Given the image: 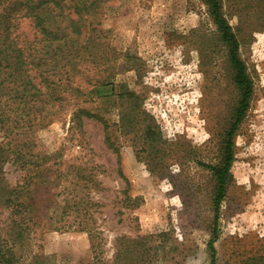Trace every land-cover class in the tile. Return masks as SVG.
Wrapping results in <instances>:
<instances>
[{
  "label": "rangeland",
  "instance_id": "374dc122",
  "mask_svg": "<svg viewBox=\"0 0 264 264\" xmlns=\"http://www.w3.org/2000/svg\"><path fill=\"white\" fill-rule=\"evenodd\" d=\"M219 2L238 36L253 94L233 138L217 264H253L264 257V0ZM99 18L118 95L103 104L102 116L119 155L106 145L103 123L86 119L84 134L73 136L69 117L39 131L40 149H62L68 158L100 166L95 218L108 258L117 239L147 237L161 245L160 264H210L216 182L205 166L220 162L240 100L228 49L205 0H112ZM20 32L34 39L31 20H22ZM129 104L136 106L130 117L124 111ZM150 128L160 143L151 145ZM24 175L7 164L11 185ZM127 187L141 206L125 202ZM31 252L51 264H86L94 256L87 233L48 228L34 235Z\"/></svg>",
  "mask_w": 264,
  "mask_h": 264
},
{
  "label": "trees",
  "instance_id": "16d2710c",
  "mask_svg": "<svg viewBox=\"0 0 264 264\" xmlns=\"http://www.w3.org/2000/svg\"><path fill=\"white\" fill-rule=\"evenodd\" d=\"M110 1L0 0V264H51L45 255L31 252L34 235L42 228L87 233L94 256L86 264L161 263V245H150L147 237L117 239L113 256H106V242L95 218L94 195L103 190L100 166L84 162L82 156L68 158L62 149L41 151L37 137L40 130L67 117L73 136L84 134L86 119L96 120L104 124L106 145L119 155L109 135L110 124L102 116L103 104L115 103L118 96L110 73L112 60L102 50L99 18ZM205 2L228 49L240 91L234 122L220 146V162L203 164L216 182L210 199L215 216L208 247L210 264H217L215 243L234 162L233 138L249 108L253 83L221 3ZM25 19L34 26L33 40L20 32ZM135 108L125 106V115L130 117ZM158 135L153 128L148 130L151 145L160 143ZM7 164L25 172L14 186L6 176ZM119 174L123 177L120 169ZM125 194V202L141 206L142 199L129 196L128 187ZM253 264H264V257Z\"/></svg>",
  "mask_w": 264,
  "mask_h": 264
}]
</instances>
